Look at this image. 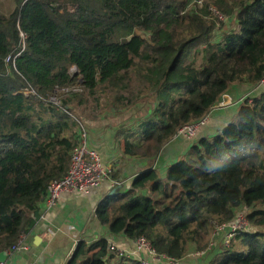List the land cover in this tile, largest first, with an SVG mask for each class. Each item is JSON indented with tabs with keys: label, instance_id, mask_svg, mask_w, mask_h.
<instances>
[{
	"label": "trees",
	"instance_id": "16d2710c",
	"mask_svg": "<svg viewBox=\"0 0 264 264\" xmlns=\"http://www.w3.org/2000/svg\"><path fill=\"white\" fill-rule=\"evenodd\" d=\"M62 1L63 11L53 0H15L0 13V254L36 227L48 186L68 174L75 119L96 122L112 107L125 154L152 164L234 86L264 79V0H205L200 11L190 0ZM214 10L237 28L216 38ZM141 101L147 113L126 127ZM117 203L101 201L95 213L112 236L144 238L177 261L192 245L208 248L245 209L254 229L237 233L210 264H264V90L219 133L193 143L165 180L145 171ZM105 259L142 264L106 238L80 241L68 264Z\"/></svg>",
	"mask_w": 264,
	"mask_h": 264
},
{
	"label": "crops",
	"instance_id": "0c3cea01",
	"mask_svg": "<svg viewBox=\"0 0 264 264\" xmlns=\"http://www.w3.org/2000/svg\"><path fill=\"white\" fill-rule=\"evenodd\" d=\"M258 88L234 86L226 94L230 97V105L222 107L221 99L210 112L208 123L200 129V135L213 137L219 133L236 115L235 106L241 98L245 94L256 96L262 91H258ZM87 125L89 146L100 153L104 164L111 169L109 181L90 195L63 194L56 207L42 209L43 217L36 227L23 234L30 250L16 254L11 264H67L80 241L91 244L102 238L108 239L119 254L132 251V240L124 235L112 236L97 219L95 213L99 204L108 200L111 207L117 206L118 200L135 187L136 181L145 171L151 170L165 180L169 167L182 161L184 153L191 146L185 149V138L177 136L150 164L147 160L129 158L125 154V139L112 107L106 108V113L98 121ZM130 126H134L133 123ZM140 189L138 195L149 194L147 189ZM50 231L55 234H50ZM117 260H111V264Z\"/></svg>",
	"mask_w": 264,
	"mask_h": 264
},
{
	"label": "built area",
	"instance_id": "2783aa9c",
	"mask_svg": "<svg viewBox=\"0 0 264 264\" xmlns=\"http://www.w3.org/2000/svg\"><path fill=\"white\" fill-rule=\"evenodd\" d=\"M202 1L203 0H194V2L200 7L202 6ZM215 13L217 12L215 11ZM21 36L23 39H25L24 34H21ZM19 55L20 53L14 55L13 57H9L7 59V62L15 65V59ZM258 87V91L260 89L264 90V79L261 81ZM66 92L69 91L66 90ZM25 94L35 95V92L25 91ZM250 98V94L245 95L241 99V102L244 103L247 99ZM52 102L56 105L60 104V102L54 98H52ZM221 106L228 107V105L225 106L223 104H221ZM75 120L77 123L78 145L72 152L69 172L62 180L55 181L48 186L47 193L40 206L41 211L42 209L49 210L56 207L63 194H76L81 196L90 195L92 192L99 189L107 181H109V178L111 176V169L104 164L100 153L89 146L88 125L78 119ZM208 120L209 115L200 122H196L184 127L179 131L177 136H183L188 140L195 139L200 133V129L208 123ZM247 224V218L240 216L238 217V220H236L234 223H231V225L220 226L216 229V231L220 230L224 233L228 232L224 240L225 245L229 246L232 238L234 237V234L240 232L238 231L240 227L247 226ZM50 234L54 235L55 233L53 231H50ZM133 243V250L125 254L122 253L121 255L131 259H136L142 264H210L212 258L215 257L214 254L208 255V252L209 250H211L212 245L207 248V251L197 252L191 255V257L198 260L197 262L190 263L188 261L190 255H187L182 261H177L167 256L157 255L150 243H148L144 238L134 240ZM26 250H30V247L27 245V239L25 235H22L19 241L5 252L6 260L4 262L0 261V264H11L16 254L22 253Z\"/></svg>",
	"mask_w": 264,
	"mask_h": 264
},
{
	"label": "rangeland",
	"instance_id": "374dc122",
	"mask_svg": "<svg viewBox=\"0 0 264 264\" xmlns=\"http://www.w3.org/2000/svg\"><path fill=\"white\" fill-rule=\"evenodd\" d=\"M53 2L55 3V5L57 7L61 8L62 11H63V8H64L63 5H64V3H63L62 0H53ZM190 3H191L190 8H194L195 10H199L200 11L204 7L205 0L202 1V6L201 7L198 4H196L194 2V0H190ZM15 7H16L15 0H0V13H2V14H5V15L10 14L15 9ZM214 14H215V16H217L216 18L219 19L218 26L216 27V38H218L219 35L221 36L222 34H224L226 32H229V31H233V30H235L237 28L236 20H234L233 18L232 19L225 18L220 13H218V14L217 13H214ZM140 34L141 35H144L143 33H140ZM214 41H216V40L214 39ZM194 49L195 48L193 47L191 49V51L188 52L184 56V61L186 60V58H187V60L190 59V57H191V54L190 53H192ZM72 72L75 73V69H73ZM245 95H249V94H245ZM242 104H243V102L240 101L239 104L235 106L237 111L239 110V108H240V106ZM139 105L140 106L136 107V109H134V110L131 111L132 113L129 116H126V117L123 118V120H124L123 124L126 125V127H130V124L129 125L126 124V121L127 120H131V123H133V125H136L142 119V117H144L145 114L147 113L146 111L148 110V108L142 109V101L139 103ZM113 112H114V110H113ZM114 116L116 117L115 114H114ZM88 127H89V125H88ZM200 134L201 133H199L197 135V137L195 139H192V140H188V139L185 138L184 141H185V143L187 145V147L185 149H187L190 145H192L193 143H195L199 138L203 137ZM88 139H89V134H88ZM187 151H188V149L184 153L185 155H186ZM246 214H247V210H245V209L244 210H240L239 213L237 214L236 218L231 223H234L236 220H238V217H240V216L246 217ZM229 225H231V224H229ZM253 229H254V227H252L250 225V223L248 222L247 226H241L238 231H240V232H247L248 231L249 232V231H252ZM226 234H228V232H225L224 233L223 231H220V230L216 231V233L214 234V236L211 238V240L209 242L208 248L211 245L212 246H211V250H209V252H208V255L214 254L216 256V255H218V253L220 251H223L224 249L231 247V245H232V243L234 241L235 235L237 233L234 234V237L232 238L229 246H226L225 245L224 238H225ZM207 250H208L207 248L206 249H203V250H200L196 246H193L192 245L190 247L189 251H188V255H190V258H188V261L190 263L197 262L198 259L191 257V255H193V254H195L197 252H202V251H207ZM214 258L215 257H213L212 260H214ZM212 260H211V262H212ZM199 264H201V263H199Z\"/></svg>",
	"mask_w": 264,
	"mask_h": 264
},
{
	"label": "water",
	"instance_id": "95a60500",
	"mask_svg": "<svg viewBox=\"0 0 264 264\" xmlns=\"http://www.w3.org/2000/svg\"><path fill=\"white\" fill-rule=\"evenodd\" d=\"M222 104L225 105V106L230 104V97L228 95H224L222 97ZM76 250H77V248L75 249V251H74L73 255L71 256L70 260L68 261V263L73 259L74 255L76 253ZM5 260H6V253L3 252V253L0 254V261L4 262ZM108 261H109L108 259H105V264H108Z\"/></svg>",
	"mask_w": 264,
	"mask_h": 264
}]
</instances>
